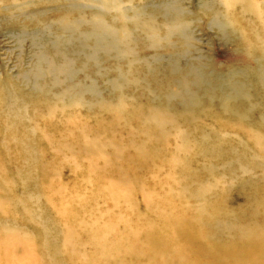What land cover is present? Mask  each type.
Masks as SVG:
<instances>
[{"label":"rangeland","instance_id":"obj_1","mask_svg":"<svg viewBox=\"0 0 264 264\" xmlns=\"http://www.w3.org/2000/svg\"><path fill=\"white\" fill-rule=\"evenodd\" d=\"M182 209L264 264V0H0V264H141Z\"/></svg>","mask_w":264,"mask_h":264},{"label":"bare ground","instance_id":"obj_2","mask_svg":"<svg viewBox=\"0 0 264 264\" xmlns=\"http://www.w3.org/2000/svg\"><path fill=\"white\" fill-rule=\"evenodd\" d=\"M162 25L164 24H159L156 22H152V24L150 25L148 23V27L146 26H136L134 28V30L142 28V30H147V31H156L158 30ZM122 30L124 32H129L130 28L126 27L124 28L123 26L121 27ZM227 100V98H225ZM138 149V148H137ZM137 182H139V179H136ZM123 183H125V181H123ZM109 191L108 188L103 187L102 185L99 186L98 190L99 191H103L106 190ZM116 197H113V200H117L118 197H120L119 195H114ZM145 196H146V201H151L152 198L150 197L151 194L150 193H146L145 192ZM119 199V198H118ZM164 200H161L160 203H163ZM82 203H87L86 201H83ZM61 211V210H60ZM179 212H181L179 214V216L177 217V220L175 222H172L173 219H170L169 222L165 221V224L162 226H158L155 228L153 224H149L147 230H145L146 234L148 232L149 236L151 238V241L153 243H158V244H167L169 246L172 247V251L168 252L166 250H164L162 247H160L159 245H157L156 247L150 246L146 251L143 249V245L146 244L144 242H142V245L139 246H135L133 248V250L131 251L130 255L128 256V262L133 263V261H137L138 263L141 264H197L194 260H191V258H188V253H189V249H191V244L190 241L188 239L187 236H182L180 238L176 237V230L181 227V224H189V225H193V231L194 234H197L198 238L202 239V231L201 229L196 227L195 222L197 220H199V218L194 217V219H190L189 218V212L185 209L180 210ZM254 212V211H253ZM228 215L227 211L225 212H216L213 215L214 221L216 222L217 225V230L220 231V227H222L226 216ZM193 221V222H191ZM187 222V223H186ZM219 226V227H218ZM230 226V225H229ZM240 228H242V225H240ZM240 230V229H238ZM216 233V231H215ZM137 242V241H136ZM215 245V244H214ZM209 249L212 252H215L216 255H218V257H223V256H228L231 255L233 253V250L235 249H226L223 250L220 248H216L215 246H211L209 247ZM236 250V249H235ZM245 251L247 253V255H250V250L249 248L245 249V250H241L240 253L241 254H245ZM179 255L178 259L177 258H173L174 255ZM190 259V260H189ZM231 264V263H230Z\"/></svg>","mask_w":264,"mask_h":264}]
</instances>
